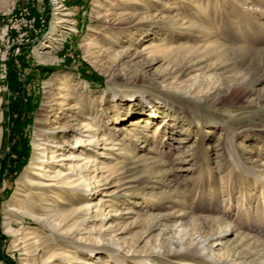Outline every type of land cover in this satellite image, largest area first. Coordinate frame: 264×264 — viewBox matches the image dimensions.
I'll return each instance as SVG.
<instances>
[{"label": "rangeland", "instance_id": "1", "mask_svg": "<svg viewBox=\"0 0 264 264\" xmlns=\"http://www.w3.org/2000/svg\"><path fill=\"white\" fill-rule=\"evenodd\" d=\"M62 4L0 0V264H264V0ZM70 119L90 162L46 163Z\"/></svg>", "mask_w": 264, "mask_h": 264}, {"label": "bare ground", "instance_id": "2", "mask_svg": "<svg viewBox=\"0 0 264 264\" xmlns=\"http://www.w3.org/2000/svg\"><path fill=\"white\" fill-rule=\"evenodd\" d=\"M112 1H117V0H110V2ZM53 14H54V19H53V25L51 28V35L49 36L50 40H59L60 38H58V28H62V29H66L68 31H73V19L71 18V13L70 11L64 7V5L62 4L61 0H53ZM107 14V13H106ZM91 45L90 42V38L86 37L83 40L80 41V46H82L83 48H88ZM43 47L46 48H50L49 44H44ZM43 55L41 57V61H49L51 60L50 56L48 55L50 53V50H43L42 51ZM61 90L63 91H67L68 87L67 85H62L60 87ZM66 96V95H58V97L61 98ZM65 99L63 98L61 99V101L59 102V107L58 109H61L62 105L65 104ZM65 108H69L70 111L72 109L76 108L75 104H69L68 107ZM75 119V118H73ZM73 119H70L68 121H64L59 125H55V126H50L48 128H44L41 127L39 128V131L43 134H53V133H60L62 135L67 134L66 137L63 136V139L60 140H51L49 138L44 139V141L38 143V147H37V153L43 158L45 157V150H51L54 148V150H51V154L49 155V157L46 159V163H55L58 160H68V161H83V163H89L90 162V158H88L89 152H90V125L88 123L82 122L80 123V121H76L72 122ZM68 134H70L68 136ZM206 135V134H205ZM92 141V140H91ZM70 147L72 149H81L80 153H73L70 152L68 155L65 156H60L59 158H56L58 154L60 153H56V150H62L65 147ZM40 160V159H39ZM58 163V162H57ZM62 163V162H61ZM69 163V167L67 169H69L70 171L66 172V173H62V171L58 173V171L56 170L55 172H57L58 174L57 177L54 179L53 178V182H42L41 184V188L43 189H48L49 187H52L53 189H66V190H71L73 189V184L75 183L74 181H77L76 179H72L71 178V174L72 175H79L81 174V172L84 170V167L82 166V164H74L72 162H68ZM77 163V162H76ZM43 167V166H42ZM36 169H41V167L39 165H35ZM42 171V170H41ZM44 171H48L46 168H44ZM40 173V172H39ZM47 175V173H46ZM55 175V176H56ZM44 176V175H43ZM52 176V175H51ZM48 178V177H47ZM47 178L44 177L45 180H47ZM49 180V179H48ZM38 182H36L37 184ZM35 184V183H34ZM76 184V183H75ZM52 190V189H50Z\"/></svg>", "mask_w": 264, "mask_h": 264}, {"label": "trees", "instance_id": "3", "mask_svg": "<svg viewBox=\"0 0 264 264\" xmlns=\"http://www.w3.org/2000/svg\"><path fill=\"white\" fill-rule=\"evenodd\" d=\"M43 69H46V70H48V71H51L53 68H52V67H48V66H44ZM84 77H86V76H84ZM92 77H93L94 80H99V79H101L99 76H97V75H95V74H94Z\"/></svg>", "mask_w": 264, "mask_h": 264}, {"label": "built area", "instance_id": "4", "mask_svg": "<svg viewBox=\"0 0 264 264\" xmlns=\"http://www.w3.org/2000/svg\"><path fill=\"white\" fill-rule=\"evenodd\" d=\"M64 0H62V2H63ZM64 7H66V6H64Z\"/></svg>", "mask_w": 264, "mask_h": 264}]
</instances>
